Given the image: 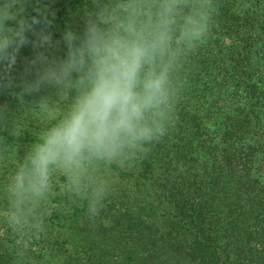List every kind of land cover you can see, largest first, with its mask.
Segmentation results:
<instances>
[{
    "label": "trees",
    "instance_id": "1",
    "mask_svg": "<svg viewBox=\"0 0 264 264\" xmlns=\"http://www.w3.org/2000/svg\"><path fill=\"white\" fill-rule=\"evenodd\" d=\"M212 2L207 36L175 73L168 131L139 157L145 174H157L146 182L157 196L150 209L136 217L119 205L116 218L104 208L91 215L85 201L63 192L59 177L41 230L21 236L0 224V264H49L50 257L61 264H264V0L253 8L241 0L244 18L235 0ZM43 3L53 44L64 53L63 31L79 32L94 2ZM28 12L35 15L31 6ZM15 104L11 89H0V105ZM33 139H12L0 127L4 158L24 153Z\"/></svg>",
    "mask_w": 264,
    "mask_h": 264
},
{
    "label": "clouds",
    "instance_id": "2",
    "mask_svg": "<svg viewBox=\"0 0 264 264\" xmlns=\"http://www.w3.org/2000/svg\"><path fill=\"white\" fill-rule=\"evenodd\" d=\"M93 2L81 32L63 31L65 52L57 57L46 53L52 20L43 0H0V89H11L17 101L15 110L0 105V124L12 139L35 126L2 189L4 219L21 236L42 229L57 176L64 193L98 214L114 182L111 169L166 135L178 96L175 73L215 13L212 0ZM30 42L43 50L16 84L11 72Z\"/></svg>",
    "mask_w": 264,
    "mask_h": 264
},
{
    "label": "rangeland",
    "instance_id": "3",
    "mask_svg": "<svg viewBox=\"0 0 264 264\" xmlns=\"http://www.w3.org/2000/svg\"><path fill=\"white\" fill-rule=\"evenodd\" d=\"M238 4L237 10L239 17L244 18L245 10L244 7L240 4L241 0H235ZM257 3V0H252V2L249 3V0H247L246 8H253V6ZM236 10V11H237ZM235 11V14L237 12ZM241 18V19H242ZM80 31L83 30L84 22H79ZM57 44V43H55ZM43 49H36V48H25L22 47L20 49V52L18 54L17 63L15 67L13 68L11 72V76L13 79H16V83L22 81L27 73L25 71L26 66L28 62L35 56L37 51H41ZM64 49L60 45H52L50 48L46 50V53L50 56H63ZM7 101L5 100L4 103ZM17 107V101L14 106H9L8 108L10 110H15ZM27 115V114H25ZM1 128H4L3 124H0ZM34 125H30L29 129H26L23 135L29 134L32 135V129L34 128ZM24 153L19 154V156L11 157V158H4L3 154V148L0 146V224L5 220L4 216L6 215L5 211V201L2 195V189L4 184L6 183V180L13 170V165H17V163L23 158ZM141 159V158H140ZM140 159H136L135 161L131 162L129 165L123 168L119 167H113L111 169L110 175L113 177V185L110 191L111 195V204L105 203L102 208L105 209L108 213H111L114 218L117 216V211L113 210L114 207L119 209V205L122 206V209H125L126 207H131L134 209V213L137 216H141V213H144V211H148L150 207L147 206V203L153 199L155 200L156 194H155V188L151 187L150 185L146 186L147 183H151L156 177L157 174H145L144 170L141 166ZM12 168V169H11ZM145 174V175H144ZM59 179V176L55 177V181ZM109 207H111V210H109ZM129 218V217H128ZM105 223H108V221L112 224H114L115 220H110L108 218H104ZM49 264H61L62 258L56 257H50L48 258Z\"/></svg>",
    "mask_w": 264,
    "mask_h": 264
}]
</instances>
